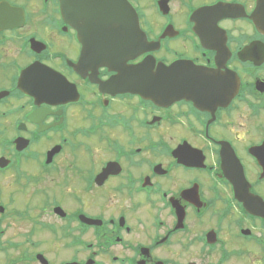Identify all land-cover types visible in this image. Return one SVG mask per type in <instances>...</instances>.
Returning a JSON list of instances; mask_svg holds the SVG:
<instances>
[{"label": "flooded vegetation", "instance_id": "obj_1", "mask_svg": "<svg viewBox=\"0 0 264 264\" xmlns=\"http://www.w3.org/2000/svg\"><path fill=\"white\" fill-rule=\"evenodd\" d=\"M127 1L112 65L71 1L0 0V264H264L260 0Z\"/></svg>", "mask_w": 264, "mask_h": 264}, {"label": "water", "instance_id": "obj_2", "mask_svg": "<svg viewBox=\"0 0 264 264\" xmlns=\"http://www.w3.org/2000/svg\"><path fill=\"white\" fill-rule=\"evenodd\" d=\"M72 2L74 14L82 19H89L91 40H87L86 51L103 64L120 65L125 59L136 55L141 50L137 17L126 0H67ZM264 9V0L259 2ZM124 19L125 27L118 30L108 27L110 19ZM95 25V27H94ZM91 42V43H90ZM150 92L153 87L146 88Z\"/></svg>", "mask_w": 264, "mask_h": 264}]
</instances>
